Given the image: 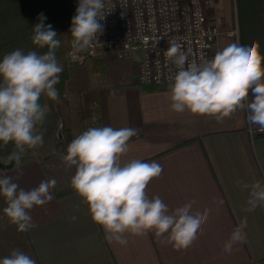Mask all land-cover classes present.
<instances>
[{
	"label": "crops",
	"instance_id": "0c3cea01",
	"mask_svg": "<svg viewBox=\"0 0 264 264\" xmlns=\"http://www.w3.org/2000/svg\"><path fill=\"white\" fill-rule=\"evenodd\" d=\"M78 4L79 0H0V61L17 49L47 51L32 41L33 27L43 14L45 26L52 25L60 40L57 60L68 71L60 125L72 140L92 127L137 129L121 164L135 159L159 163L163 171L148 184L149 198L159 196L170 212L195 201L192 211L210 209L209 219L204 234L186 250H175L166 235L157 237L154 231L127 235L126 245L110 241L76 191L57 194L71 186L76 171L61 159L67 151L58 144L64 140L60 126L54 136L59 141L46 152L28 149L13 168L0 170V178L11 177L19 188L31 190L54 179V165L58 182L50 189L49 203L29 210L32 226L26 232L9 222L3 212L6 199L0 195V259L19 250L36 264H264V205L245 212L250 189L240 186L257 181L264 185V131L249 124L247 111L237 110L222 122L188 111L174 112L170 83H139L138 52L124 58L102 52L69 64L65 51ZM207 15L223 31H239L238 36L221 35L213 57L237 40L246 46L259 41L264 56V0H214ZM40 103L52 111L46 96H41ZM14 150L12 142H0V160L9 162ZM73 216L77 219L72 220ZM245 219L246 242L235 244L231 254L223 252L225 242Z\"/></svg>",
	"mask_w": 264,
	"mask_h": 264
},
{
	"label": "clouds",
	"instance_id": "9594fccd",
	"mask_svg": "<svg viewBox=\"0 0 264 264\" xmlns=\"http://www.w3.org/2000/svg\"><path fill=\"white\" fill-rule=\"evenodd\" d=\"M106 13L109 12L105 11V0H79L70 29L74 52L84 51L97 42L103 32L99 21L105 19ZM38 19L32 41L47 51L38 54L17 49L0 61V142L14 144L10 159L16 161L28 149L43 144V132L37 126L43 125L48 109L41 105V96L59 100L55 86L63 71L56 57L60 40L52 25L45 26L43 14ZM259 49V41L246 46L237 40L217 51L212 59L197 63L188 60L180 43L171 41L165 53L177 69L169 77L171 110L214 117L218 122L237 110L247 111L249 124L264 131V56ZM137 134L134 128L105 126L88 128L76 136L68 145L67 154L61 157L67 167L76 168L71 186L88 204L93 222L102 226L110 241L126 245L127 235L143 236L154 231L157 237L166 235L175 250H186L198 235L204 234L210 209L193 212L195 201H189L170 212L159 196L149 198L146 188L162 174V165L139 159L121 164V157L129 151L128 142ZM55 185L52 179L24 190L11 177L0 178V195L7 203L3 212L19 232L32 226L29 210L53 199L50 189ZM240 186L250 189L245 212L264 205V185L259 181ZM246 223L245 219L233 230L223 252L231 254L235 244L246 242L243 232ZM0 264H36V261L13 250L0 259Z\"/></svg>",
	"mask_w": 264,
	"mask_h": 264
},
{
	"label": "built area",
	"instance_id": "2783aa9c",
	"mask_svg": "<svg viewBox=\"0 0 264 264\" xmlns=\"http://www.w3.org/2000/svg\"><path fill=\"white\" fill-rule=\"evenodd\" d=\"M214 0H105L102 34L93 46L80 52L72 49V37L65 51L69 64L102 52L120 58L140 53L138 81L145 85L171 83L177 69L165 53L171 41L181 44L188 60L200 63L212 59L218 38L238 36L237 28L223 31L207 10Z\"/></svg>",
	"mask_w": 264,
	"mask_h": 264
},
{
	"label": "trees",
	"instance_id": "16d2710c",
	"mask_svg": "<svg viewBox=\"0 0 264 264\" xmlns=\"http://www.w3.org/2000/svg\"><path fill=\"white\" fill-rule=\"evenodd\" d=\"M67 68L63 69L62 73L60 74L59 83L55 86L59 92V100L54 101L49 99L50 103L52 104V111L46 113L45 121L43 125H38V131L43 132V144L42 146H37L36 149L42 152H46L48 147L55 142V134L57 129L61 126L62 132L64 135V140L59 141V147L61 151H67L66 145H69L72 141L71 134L65 129V127L61 124V112H60V104L65 100V92H64V84L67 78ZM75 190L72 186L60 190L57 192L58 195H65L68 193H72Z\"/></svg>",
	"mask_w": 264,
	"mask_h": 264
},
{
	"label": "water",
	"instance_id": "95a60500",
	"mask_svg": "<svg viewBox=\"0 0 264 264\" xmlns=\"http://www.w3.org/2000/svg\"><path fill=\"white\" fill-rule=\"evenodd\" d=\"M23 159V156L19 158V161ZM18 161L16 160H10L9 162H4L2 160H0V170H8V169H11L15 166V164L17 163Z\"/></svg>",
	"mask_w": 264,
	"mask_h": 264
},
{
	"label": "rangeland",
	"instance_id": "374dc122",
	"mask_svg": "<svg viewBox=\"0 0 264 264\" xmlns=\"http://www.w3.org/2000/svg\"><path fill=\"white\" fill-rule=\"evenodd\" d=\"M62 134H63V133H62ZM55 140H56V141H57V140L59 141V138L56 137ZM51 170H52V177L56 180V183H58V182H57V167L54 166V165H52Z\"/></svg>",
	"mask_w": 264,
	"mask_h": 264
}]
</instances>
